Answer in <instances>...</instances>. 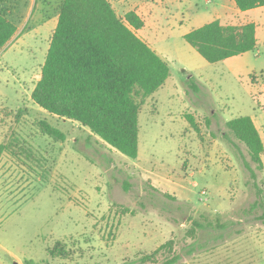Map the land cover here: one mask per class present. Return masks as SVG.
<instances>
[{"label":"rangeland","instance_id":"374dc122","mask_svg":"<svg viewBox=\"0 0 264 264\" xmlns=\"http://www.w3.org/2000/svg\"><path fill=\"white\" fill-rule=\"evenodd\" d=\"M29 1L13 12L0 0L20 27L0 49V264H139L169 239L173 264H264V151L254 179L245 145L226 125L251 116L264 146V6L132 0L144 20L136 34L170 75L140 105L138 154L130 158L31 99L57 10L55 0H36L30 11ZM112 1L123 18L130 6ZM216 18L253 21L256 48L206 61L183 35ZM41 121L64 138L44 133ZM193 221L201 227L191 237ZM57 242L67 255L48 253Z\"/></svg>","mask_w":264,"mask_h":264},{"label":"trees","instance_id":"16d2710c","mask_svg":"<svg viewBox=\"0 0 264 264\" xmlns=\"http://www.w3.org/2000/svg\"><path fill=\"white\" fill-rule=\"evenodd\" d=\"M52 0H44L51 6ZM239 10L264 6V0H233ZM51 3V4H50ZM57 24L31 99L48 112L75 120L88 127L120 153L138 154V113L146 96L161 87L170 75L168 64L135 32L143 18L129 10L119 17L109 0H55ZM43 6V7H45ZM51 12L46 10L45 15ZM17 23L0 6V49L15 35ZM206 61L215 63L252 51L257 46L256 24L221 23L213 19L183 35ZM140 98V100H138ZM193 126L194 121L191 123ZM228 129L246 149L254 168L244 162L252 178L263 171L261 135L249 115L226 122ZM44 133L64 138L55 127L40 122ZM0 145V153L2 152ZM259 194L263 191L258 185ZM264 221V211L260 214ZM200 223L193 221L187 235L194 237ZM173 239L142 255L139 264H173ZM166 251V252H165ZM168 256L158 262V255ZM51 256L67 255L57 242Z\"/></svg>","mask_w":264,"mask_h":264},{"label":"crops","instance_id":"0c3cea01","mask_svg":"<svg viewBox=\"0 0 264 264\" xmlns=\"http://www.w3.org/2000/svg\"><path fill=\"white\" fill-rule=\"evenodd\" d=\"M10 1V2H9ZM26 1H28V0H6V2H4L3 3V5L5 6V7H8V8H10V10L11 11H19V4H16V2H21V9H23V10H25L26 9V3L25 2ZM110 1V3L112 4L113 3V1L112 0H109ZM24 2V3H23ZM35 3H37V1L36 0H30L29 1V7L30 8H28V10H30V11H33V8H34V6H35ZM118 4L119 5H122V6H124V4L128 7V6H130V7H128V9H126L125 10V13L127 12V11H129V10H135V12L137 13V14H139V11L138 10H136L134 7H132L131 6V4H132V0H129V2L127 1V0H119L118 1ZM113 5V4H112ZM145 5V4H144ZM12 8V9H11ZM216 19H219L220 20V18H216ZM221 21V20H220ZM221 23H223L222 21H221ZM18 28V27H17ZM20 28V27H19ZM18 28V29H19ZM138 30H140V29H138ZM17 33H18V30H17ZM17 33H15V35L17 34ZM15 35L12 37V39L15 37ZM11 39V40H12ZM10 40V41H11ZM9 41V42H10Z\"/></svg>","mask_w":264,"mask_h":264}]
</instances>
